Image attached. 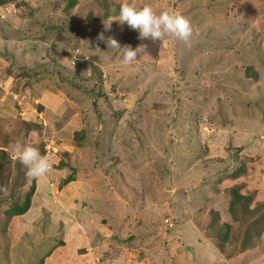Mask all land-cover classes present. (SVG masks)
I'll list each match as a JSON object with an SVG mask.
<instances>
[{
  "label": "rangeland",
  "instance_id": "rangeland-1",
  "mask_svg": "<svg viewBox=\"0 0 264 264\" xmlns=\"http://www.w3.org/2000/svg\"><path fill=\"white\" fill-rule=\"evenodd\" d=\"M1 2L0 264H44L73 223L91 264L93 237L144 264H264V0ZM123 2L179 11L189 42L140 38ZM101 32L142 51L125 64ZM16 142L47 175L26 176ZM232 187L247 211L229 210Z\"/></svg>",
  "mask_w": 264,
  "mask_h": 264
},
{
  "label": "clouds",
  "instance_id": "clouds-1",
  "mask_svg": "<svg viewBox=\"0 0 264 264\" xmlns=\"http://www.w3.org/2000/svg\"><path fill=\"white\" fill-rule=\"evenodd\" d=\"M116 21L120 25L127 24L131 29L136 30L140 38L153 41L171 35L187 44L193 32L190 21L179 11L162 10L157 14L150 4L137 7L129 2L121 3ZM104 25L105 29H109L111 22ZM96 39L106 44L108 50H117L125 64L135 61L142 51L140 45L135 48L127 44L121 45L112 36L105 37L103 32L98 33ZM11 151L24 166L26 176L39 179L48 174L51 167L49 157L42 155L36 147L16 142L12 145ZM0 191H6V189L0 187Z\"/></svg>",
  "mask_w": 264,
  "mask_h": 264
},
{
  "label": "crops",
  "instance_id": "crops-1",
  "mask_svg": "<svg viewBox=\"0 0 264 264\" xmlns=\"http://www.w3.org/2000/svg\"><path fill=\"white\" fill-rule=\"evenodd\" d=\"M242 190H244V189H242ZM73 227L74 228L68 234V236L63 237V239H66V241L64 240V242H65L64 245H57V246L55 245L54 248L52 249V251L50 252V254L47 256L44 264H70V263H68V259H66L68 257V250L69 249H71L72 252H74L73 253L74 256L79 255L81 253L78 257H80L81 255L83 256V254L86 253V251H88V250L82 251L81 245H82V242L84 241V239L81 237L82 236L81 231L79 230V228H81V226H78L77 228H75L76 226L73 223ZM101 228L102 227H98L96 229L101 230ZM81 230L83 231L82 228H81ZM176 231H179L178 233L181 234V236H184V234H185L184 232H181L182 230L181 231L176 230ZM108 232H112V231L109 230ZM108 232H106V233H108ZM194 232L197 233L196 230H194ZM97 233H98V231L96 230V234ZM172 237L174 240L176 238H178V236L176 237L173 234H172ZM88 241L91 244V245H87L88 249H90L91 246L96 245L98 252H101V254L99 255V258H96V259H98V261H96V259H95V261L98 262L99 264H144V263L140 262L139 260L128 261V258L130 256V251L126 247L119 250V252H116L117 250L114 252V250H112V249L110 250V252L109 251L106 252L103 247H104V244L107 243V240L105 241L104 239H98V237H95V238L93 237L92 239L89 238ZM106 247H107L106 249H109L108 245H106ZM78 251H80V252H78ZM103 252L104 253L106 252V253L103 254ZM56 253L62 254V257L65 256V262L61 261V260H57V258H55ZM183 254L185 257L183 258V260H181L182 262L180 264H195L196 263L192 260V258L186 252H183ZM52 258H54V260H52ZM80 258H81V260L78 258V260L74 261L73 264H78L79 262H83L80 264H91L90 262H93V259H91V258H90V262L88 260H85V258L83 259V257H80Z\"/></svg>",
  "mask_w": 264,
  "mask_h": 264
},
{
  "label": "trees",
  "instance_id": "trees-1",
  "mask_svg": "<svg viewBox=\"0 0 264 264\" xmlns=\"http://www.w3.org/2000/svg\"><path fill=\"white\" fill-rule=\"evenodd\" d=\"M1 0H0V6L1 4ZM237 176V175H236ZM234 178V177H233ZM72 179L68 178V180H66V182L71 181ZM34 192V189L32 188L30 190V192H28V194L25 196V199L23 201L22 204L18 205V206H14L12 207L8 214H11L12 217L13 216H21L24 215L30 206V198L32 197ZM228 192L230 193V200H229V210L231 211V213L234 211L235 213V208L239 207L241 208V212H245L248 210V204L250 203V201L252 200L251 197L244 195L243 193H241L240 191H238L237 189H235V187H232L228 190ZM260 207L264 208V205L261 203L259 205ZM233 219H236V217H233Z\"/></svg>",
  "mask_w": 264,
  "mask_h": 264
},
{
  "label": "built area",
  "instance_id": "built-area-1",
  "mask_svg": "<svg viewBox=\"0 0 264 264\" xmlns=\"http://www.w3.org/2000/svg\"><path fill=\"white\" fill-rule=\"evenodd\" d=\"M170 226H172V225L170 224Z\"/></svg>",
  "mask_w": 264,
  "mask_h": 264
}]
</instances>
